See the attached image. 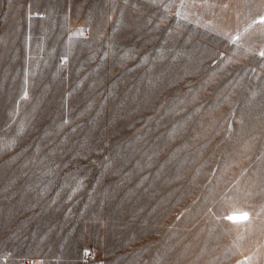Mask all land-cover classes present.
Segmentation results:
<instances>
[{"label": "rangeland", "instance_id": "1", "mask_svg": "<svg viewBox=\"0 0 264 264\" xmlns=\"http://www.w3.org/2000/svg\"><path fill=\"white\" fill-rule=\"evenodd\" d=\"M261 15L0 0V264H264Z\"/></svg>", "mask_w": 264, "mask_h": 264}, {"label": "snow or ice", "instance_id": "2", "mask_svg": "<svg viewBox=\"0 0 264 264\" xmlns=\"http://www.w3.org/2000/svg\"><path fill=\"white\" fill-rule=\"evenodd\" d=\"M262 5H264V0H262ZM224 7H227V5H224ZM260 24H264V15H261L260 18H259V21H258ZM233 43H235L236 41L235 40H232ZM260 56L264 57V51H261L259 53ZM228 220H247L248 219V214L247 213H244L243 215L241 216H228L227 217Z\"/></svg>", "mask_w": 264, "mask_h": 264}]
</instances>
